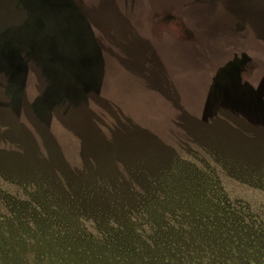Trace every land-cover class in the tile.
<instances>
[{"label":"rangeland","instance_id":"374dc122","mask_svg":"<svg viewBox=\"0 0 264 264\" xmlns=\"http://www.w3.org/2000/svg\"><path fill=\"white\" fill-rule=\"evenodd\" d=\"M123 1L119 20L103 0L55 1L73 25L23 26L34 53L0 26V235L19 233L7 228L16 199L23 264H106L64 243L77 230L115 235L125 253L112 264H193L203 253L210 264H264V0H220L241 33L234 52L223 51L219 30L231 26H216L228 17L213 1L197 17L211 44L175 6L188 0ZM8 3L25 16L28 4L10 0L1 13ZM106 172L148 194L140 209L124 214L97 194L88 204L107 219L71 220L64 201Z\"/></svg>","mask_w":264,"mask_h":264},{"label":"trees","instance_id":"16d2710c","mask_svg":"<svg viewBox=\"0 0 264 264\" xmlns=\"http://www.w3.org/2000/svg\"><path fill=\"white\" fill-rule=\"evenodd\" d=\"M9 1V0H8ZM15 6L18 2L22 4V7L19 6V8H23V4L25 3L27 5V8L25 9V16L23 17V12L21 17H17V20L13 13L10 11L12 6H9V3L6 5L7 12H5V15L3 12H0V26H15L12 28V38H10V43L13 48H17L19 51L23 50V47L28 49V47L31 49V53H34L37 51V45H33V43H29V40H26L25 42L23 39L24 37H28L31 41H35L36 38L33 35L26 36L23 34V26H66L65 21L70 20V25H73V19H65L66 15H61V13L56 9L59 5H54L57 0H10ZM86 1V0H85ZM89 1V0H88ZM104 4H101L103 6L102 12L107 11V9L111 6L113 8H118V20L121 16V10L123 7V0H103ZM213 1L216 4V9L219 10V12L225 13V15L228 17L226 19L224 18H218L216 22V26H231L228 29L222 27L221 30H219V38L221 40H224L223 44V51L225 50H231L235 51L237 46L236 45V36L241 34L240 32H236L235 30V24L232 23V20L230 16L227 14L226 11L222 9V4L220 0H188V2H184V4H180L179 2H174L177 9H180L185 13V16H183V20L186 22L188 27L192 30V32L197 36V38L201 41L202 44L208 43L211 44L210 37L201 29L199 26H203L199 24L197 21V17H204L201 19H207V15L204 14L205 8L204 4H207V6L210 4L214 5ZM262 1V0H259ZM1 2L3 0H0V6ZM16 3V4H15ZM150 3V2H149ZM151 4L158 5L162 7L161 3H158L154 0L151 1ZM204 8V9H203ZM27 11L30 12V15L27 14ZM117 12V11H116ZM210 17V16H209ZM87 22H90L89 18L87 16L84 17ZM104 24L105 19L103 17ZM40 23V25H39ZM43 24V25H42ZM121 24V20H120ZM119 24V25H120ZM104 26V25H103ZM239 33V34H238ZM236 34V35H235ZM3 37V36H1ZM47 38V37H46ZM43 38L44 40L46 39ZM50 40V39H49ZM48 40V41H49ZM40 45V44H39ZM38 45V46H39ZM50 49V43L47 42L46 44ZM51 54L54 55V50L52 48L50 49ZM119 173L113 174L110 172H106V174L103 177H89L88 181L84 184L79 186H75V188L79 187L78 192H74V196H71L70 199L68 198L66 201H64L68 207L66 211L71 213V220H73L74 216L76 214H82L84 213H90L89 215H93L94 217L99 218V216L103 219H107V217H103V206L97 205V203L88 204V201L91 200L95 201V195L97 194L102 195L103 197H109L108 194L113 197L114 202L117 203L118 210L121 211L124 214H128L133 216L139 209L143 201L145 202V197L148 196V194H143V191L137 190L136 187L133 186V183L130 186V181L124 179H120ZM159 180L158 178H155ZM156 184L159 185V182H156ZM18 185V184H17ZM136 188V189H135ZM142 190L141 188H139ZM158 189V188H156ZM112 191V192H111ZM107 193V195H106ZM9 209L11 210L12 214L19 216L16 217V221H12V225L14 226H8L7 228H16V230L19 231V233H12L7 236L0 235V254L2 257V262L4 264H23V201L12 199L9 201ZM90 206V207H89ZM109 208V207H108ZM152 208V205L149 204V209ZM45 217H50L48 214H46ZM60 224L62 222L58 221ZM67 224L68 222H63ZM42 224L46 226L47 224H50L49 220H43ZM50 229V227H48ZM159 230V229H158ZM71 231L70 227L68 228V232ZM157 231L155 228L153 233ZM205 231V230H204ZM79 233V234H76ZM64 243L68 245L70 249L72 247L77 250L78 252H83L84 254L88 255L89 258L93 257L95 259H101L103 255H105V262L106 264H112L113 262L124 260V258H118L117 255L123 254L122 247L119 244V239L114 235L110 236L109 242L103 241V239H94L92 241V236H88L87 234L83 233L81 230H77L75 233L70 234L67 233V235L61 236ZM208 234L205 235V239H207ZM155 238H158L155 236ZM57 238H53L54 241H57ZM36 242V241H34ZM149 245L151 244V239L147 242ZM208 242L206 241V245ZM154 245V244H153ZM110 249H115L119 251H107L104 252L103 248L105 247ZM125 247H133L127 243H125ZM73 250L74 254H76V251ZM128 252V255L131 257V255L134 254V251L132 248L126 249ZM211 254L203 253L201 257H198V254L196 256V259H194L193 264H198L200 262L201 264H210L212 261ZM130 261H132L130 259ZM128 261V263H131ZM251 264H258L256 261H252Z\"/></svg>","mask_w":264,"mask_h":264}]
</instances>
